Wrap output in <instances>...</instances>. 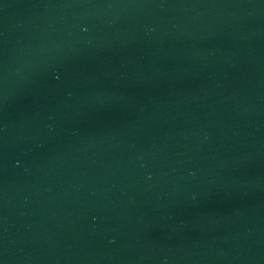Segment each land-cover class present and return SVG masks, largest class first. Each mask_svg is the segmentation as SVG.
<instances>
[{"label": "water", "instance_id": "water-1", "mask_svg": "<svg viewBox=\"0 0 264 264\" xmlns=\"http://www.w3.org/2000/svg\"><path fill=\"white\" fill-rule=\"evenodd\" d=\"M264 93V0H0V264H161Z\"/></svg>", "mask_w": 264, "mask_h": 264}]
</instances>
